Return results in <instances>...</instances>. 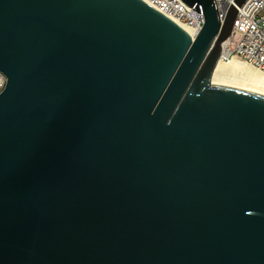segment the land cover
<instances>
[{
  "label": "water",
  "instance_id": "water-1",
  "mask_svg": "<svg viewBox=\"0 0 264 264\" xmlns=\"http://www.w3.org/2000/svg\"><path fill=\"white\" fill-rule=\"evenodd\" d=\"M0 0V264H264V95L212 83L238 8Z\"/></svg>",
  "mask_w": 264,
  "mask_h": 264
},
{
  "label": "built area",
  "instance_id": "built-area-1",
  "mask_svg": "<svg viewBox=\"0 0 264 264\" xmlns=\"http://www.w3.org/2000/svg\"><path fill=\"white\" fill-rule=\"evenodd\" d=\"M184 27L195 39L205 24L200 15L180 0H144ZM219 19L223 21L234 0H215ZM233 58L253 67L264 74V0H247L238 8L231 39L221 59ZM7 84L6 76L0 72V94Z\"/></svg>",
  "mask_w": 264,
  "mask_h": 264
},
{
  "label": "bare ground",
  "instance_id": "bare-ground-1",
  "mask_svg": "<svg viewBox=\"0 0 264 264\" xmlns=\"http://www.w3.org/2000/svg\"><path fill=\"white\" fill-rule=\"evenodd\" d=\"M212 83L264 95V74L237 58L221 59L216 66Z\"/></svg>",
  "mask_w": 264,
  "mask_h": 264
}]
</instances>
